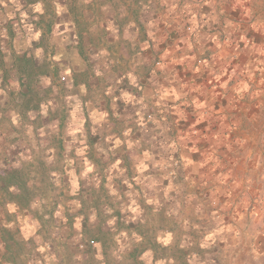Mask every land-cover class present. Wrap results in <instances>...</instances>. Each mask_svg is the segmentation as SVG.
I'll return each instance as SVG.
<instances>
[{"label": "crops", "instance_id": "crops-1", "mask_svg": "<svg viewBox=\"0 0 264 264\" xmlns=\"http://www.w3.org/2000/svg\"><path fill=\"white\" fill-rule=\"evenodd\" d=\"M250 12V0H0V264H86L91 255L95 264H109L104 257L111 247L103 237L113 239L116 264L123 254L135 264H173L136 234L133 184L116 185L112 197L108 182L78 181L115 163L102 169L76 159L130 160L136 143L166 142L188 130L206 141L220 138L234 93L246 92V46L261 41ZM17 58L38 69H13ZM44 62L52 69H41ZM13 74L21 78L19 104ZM34 77L38 94L51 102L43 120L44 102L28 101ZM51 78L56 83L48 88ZM30 124L41 133L37 138L13 139L1 128ZM57 155L68 159L64 165L30 167L34 157ZM122 163L116 167L127 172ZM14 171L28 198L2 175ZM41 171L53 187L60 175L67 186L49 199L47 214L37 209L41 198L32 197L38 183L31 176ZM96 188L105 196L95 199ZM164 230L158 236L166 244L170 232ZM191 257L186 254L187 264Z\"/></svg>", "mask_w": 264, "mask_h": 264}, {"label": "rangeland", "instance_id": "rangeland-1", "mask_svg": "<svg viewBox=\"0 0 264 264\" xmlns=\"http://www.w3.org/2000/svg\"><path fill=\"white\" fill-rule=\"evenodd\" d=\"M250 1V22L262 42L255 39L246 46L250 72L245 81L246 92L243 95L234 93V111L226 115L229 124L223 125L226 131L220 138L206 141L199 133L188 130L186 137L181 135L166 142L136 143V158L130 160L111 156L107 159H76L102 169L115 163V168H106L107 173L104 171L101 176L92 173L78 175V181L108 182L113 187L112 197L118 194L116 185L121 187L122 182L133 184L136 234L141 235L138 238L147 246L155 247L156 257L170 259L173 264H187L186 254L192 255L190 264H264V0ZM260 42L262 44L256 46ZM36 64L17 58L13 69L34 72L38 69ZM41 66V69H52L45 62ZM39 80L30 78L28 101L33 106L44 102L47 109L38 114L43 120L46 112L51 114L52 107L51 102L45 101L37 92ZM55 80L64 81L60 76ZM55 80L51 78L45 85L51 88ZM11 81L18 99L16 104H19L21 78L13 74ZM44 97L52 99L51 94ZM36 112L30 111V119ZM3 127L14 135L13 139H24V135H36L37 138V134H41L37 130L33 133L31 124L30 127L12 125L11 130ZM50 132L51 129L43 134ZM66 160L59 155L54 159L34 157L30 167L44 169L51 161L59 167ZM120 161H127V172L122 165L116 167ZM129 161L134 164L130 166ZM42 162L45 165L42 166ZM60 176L62 182L55 187L50 185L47 173L41 171L31 176L33 183H38L32 197L41 198L42 205L38 204L37 209L42 214L50 210L49 199L67 187ZM92 193L95 199L105 196V191L100 188ZM110 214L115 215L114 207ZM124 225L130 227L129 223ZM119 228H122L120 223ZM164 229L170 232L166 244L165 237L158 236L164 234ZM112 240L103 237V242H108L111 248L115 246ZM111 248L104 260L116 264V250ZM88 257L86 264H95L96 257ZM119 264L135 263L123 254V261Z\"/></svg>", "mask_w": 264, "mask_h": 264}, {"label": "trees", "instance_id": "trees-1", "mask_svg": "<svg viewBox=\"0 0 264 264\" xmlns=\"http://www.w3.org/2000/svg\"><path fill=\"white\" fill-rule=\"evenodd\" d=\"M18 174L19 173H16L15 171L14 172H11L10 174H6V173L3 174L2 173L3 177H6V183H11V182L14 181L13 183H16V184H18V183L15 182L14 177H19L20 178V176ZM18 187L21 188L23 194L25 193V195H27V198H28L29 197V194H30L29 193L30 190L26 187L24 180L21 181L20 184H18Z\"/></svg>", "mask_w": 264, "mask_h": 264}]
</instances>
